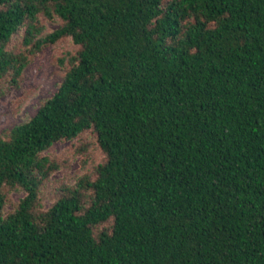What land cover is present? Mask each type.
<instances>
[{"label":"trees","instance_id":"1","mask_svg":"<svg viewBox=\"0 0 264 264\" xmlns=\"http://www.w3.org/2000/svg\"><path fill=\"white\" fill-rule=\"evenodd\" d=\"M65 38L53 95L0 135V264H264V0H0V87ZM87 130L103 161L42 208L41 154Z\"/></svg>","mask_w":264,"mask_h":264},{"label":"rangeland","instance_id":"2","mask_svg":"<svg viewBox=\"0 0 264 264\" xmlns=\"http://www.w3.org/2000/svg\"><path fill=\"white\" fill-rule=\"evenodd\" d=\"M59 19L47 20L39 18L43 26L41 36L52 33L59 25ZM23 29L15 37L10 48L23 50ZM76 46L69 38L55 43L43 45L30 57L23 69L17 86L4 82L0 87V135H6L11 128L28 121L40 105L55 92L61 77L65 73V65L60 59L73 56ZM55 161L58 165L43 183L39 192V203L48 208L56 198L61 187H73L79 177L88 174L103 161V154L95 145L91 130L81 133L72 140L58 141L41 154ZM8 201L3 209L6 216L13 212L25 193L19 189H5Z\"/></svg>","mask_w":264,"mask_h":264}]
</instances>
